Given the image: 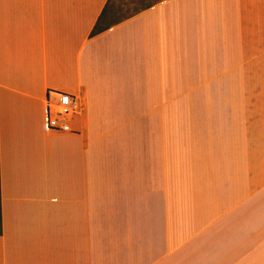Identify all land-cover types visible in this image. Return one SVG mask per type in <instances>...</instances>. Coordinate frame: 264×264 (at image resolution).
Listing matches in <instances>:
<instances>
[{
	"label": "crops",
	"instance_id": "1",
	"mask_svg": "<svg viewBox=\"0 0 264 264\" xmlns=\"http://www.w3.org/2000/svg\"><path fill=\"white\" fill-rule=\"evenodd\" d=\"M107 1L0 0V264H264V0Z\"/></svg>",
	"mask_w": 264,
	"mask_h": 264
},
{
	"label": "built area",
	"instance_id": "2",
	"mask_svg": "<svg viewBox=\"0 0 264 264\" xmlns=\"http://www.w3.org/2000/svg\"><path fill=\"white\" fill-rule=\"evenodd\" d=\"M76 111L71 94L63 92L58 101H49L43 118L47 130H67V118Z\"/></svg>",
	"mask_w": 264,
	"mask_h": 264
},
{
	"label": "rangeland",
	"instance_id": "3",
	"mask_svg": "<svg viewBox=\"0 0 264 264\" xmlns=\"http://www.w3.org/2000/svg\"><path fill=\"white\" fill-rule=\"evenodd\" d=\"M158 0H112L106 21H114L125 14L135 12L139 8Z\"/></svg>",
	"mask_w": 264,
	"mask_h": 264
},
{
	"label": "trees",
	"instance_id": "4",
	"mask_svg": "<svg viewBox=\"0 0 264 264\" xmlns=\"http://www.w3.org/2000/svg\"><path fill=\"white\" fill-rule=\"evenodd\" d=\"M111 2H112V0H108V1H107L106 5H105V7H104V9H103V11H102V13H101V17H105V16H106V14H107L108 11H109V8H110V5H111ZM156 2H157V1H156ZM153 3H154V2H153ZM153 3H151V4H153ZM151 4H148V5H146V6H143V7L139 8L138 10H136L135 12H132V13H130V14H125V15L121 16L120 18H118L116 21L121 20V19H124V18H126V17H128V16H130V15H132V14H134V13H136V12H138V11H140V10H142V9H144V8H146V7H148V6H150ZM101 19H102V18H101ZM100 29H101V27H100L99 24L97 23V25L93 28L92 33H95V32H97V31H99ZM1 226H2V222H1V196H0V232H1Z\"/></svg>",
	"mask_w": 264,
	"mask_h": 264
}]
</instances>
